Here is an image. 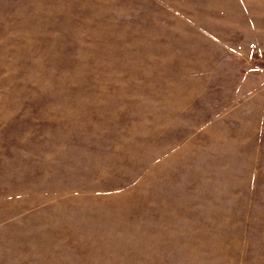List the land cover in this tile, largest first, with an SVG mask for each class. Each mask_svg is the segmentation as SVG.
Wrapping results in <instances>:
<instances>
[{
  "label": "rangeland",
  "instance_id": "1",
  "mask_svg": "<svg viewBox=\"0 0 264 264\" xmlns=\"http://www.w3.org/2000/svg\"><path fill=\"white\" fill-rule=\"evenodd\" d=\"M0 264H264V0H0Z\"/></svg>",
  "mask_w": 264,
  "mask_h": 264
}]
</instances>
